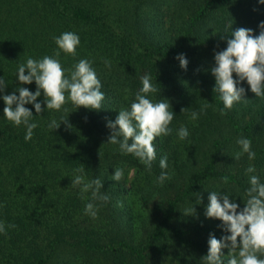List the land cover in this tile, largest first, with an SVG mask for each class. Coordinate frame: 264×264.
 <instances>
[{
	"label": "trees",
	"instance_id": "trees-1",
	"mask_svg": "<svg viewBox=\"0 0 264 264\" xmlns=\"http://www.w3.org/2000/svg\"><path fill=\"white\" fill-rule=\"evenodd\" d=\"M262 21L259 0H0V77L6 82L0 97L19 95L18 87L34 93V81H18V66L54 56V37L66 31L76 33L80 44L75 56L61 52L62 67L89 60L105 94L100 110L68 101L57 111L46 109L41 92L42 113L25 105L38 125L29 141L23 125L3 116L0 98V223L6 226L0 264H203L209 234H229L220 220L204 215L209 192L228 194L242 209L249 176L264 183V98L244 81L247 100L221 115L224 104L210 71L232 32L243 27L259 35ZM145 75L160 89L149 98L168 100L175 114L172 132L154 141L150 172L138 158L121 154L118 144L107 143V123L130 109ZM203 105L206 111L191 120ZM52 119L61 123L58 129L48 127ZM181 125L190 133L185 140L177 135ZM242 137L252 141L255 160L247 154L234 159ZM164 156L166 170L159 166ZM249 164L255 173L246 174ZM80 167L86 180L101 179V192L110 197L94 202L95 218L85 214L91 193L82 199L71 183ZM115 168L124 170L118 182L112 180ZM161 171L171 177L163 186L154 183ZM191 207L195 215H185Z\"/></svg>",
	"mask_w": 264,
	"mask_h": 264
},
{
	"label": "clouds",
	"instance_id": "clouds-1",
	"mask_svg": "<svg viewBox=\"0 0 264 264\" xmlns=\"http://www.w3.org/2000/svg\"><path fill=\"white\" fill-rule=\"evenodd\" d=\"M259 3L264 4V0H259ZM259 28V35H254L252 29L243 27L236 29L231 33L232 38L227 39V47L214 54L215 66L210 71L215 78L213 91L219 93V98L224 104V108L220 110L221 115L226 114L225 109L231 110L235 103L247 100L246 89L240 86L244 81L255 97L264 98V21L260 22ZM54 40L58 47L54 56L46 55L39 60L28 58L25 63L18 66L17 78L20 84H31L34 81L37 86L36 91L33 93L25 87H18L16 91L19 95L13 92L0 97L5 104L3 116L15 126L23 125L26 128L25 141L32 139L33 130L38 127L32 122L34 116L32 111L25 105L33 104L36 114L42 113L45 109L40 102H37L41 92L45 97L47 110L59 111L68 101L77 108L100 110L105 99V94L101 91V81L92 67V62L80 59L72 69L65 70L59 60L61 52L76 55V49L80 44L79 36L74 32L66 31L54 37ZM176 58L180 66L186 69L188 61L185 56L180 54ZM105 63L110 66V62ZM141 82L142 88L136 93L130 109H121L115 121L107 123V127L111 129L107 143L118 144L121 154H131L138 158L150 172L157 156L154 141L157 137L167 136L172 132L169 125L175 114L168 100L153 101L149 98L148 94L160 92L149 75L141 77ZM5 87V80L0 77V93ZM207 107L208 105H203L200 112L192 111L190 119L197 120ZM186 109H182V112ZM62 122L67 124V120ZM60 124L52 119L48 127L55 130ZM177 135L180 140H185L190 133L186 126L181 125ZM237 144L241 151L235 153L236 161L244 154H247L249 161L255 160L256 153L252 150L250 139L242 137L237 140ZM159 166L162 170L168 168L167 156L160 159ZM74 171L81 174L76 175L71 183L73 187L79 186L82 199H88L86 194L91 193L92 202L86 204L85 214L95 218L98 209L94 202L99 200L106 203L110 197L101 192L103 187L101 179L86 180L83 175L84 167L76 168ZM245 172L255 173L256 168L253 164H249ZM123 177V168H115L112 180L118 182ZM170 178L167 171H161L154 183L163 186L164 181ZM222 179L224 183L228 182L227 176ZM249 184L250 187L246 190L247 199L242 209L235 200L229 199L228 194L209 192V203L204 215L209 219L220 220L223 231L229 234L220 239L214 234H209L208 252L201 258L203 264H225L222 251L225 248L229 250L226 264H264V258H261L264 256V183L260 182L257 175H250ZM200 202L201 200L198 199L197 203ZM184 214L195 215V208L186 209ZM7 227L15 228L16 225ZM0 234H6V226L3 223H0Z\"/></svg>",
	"mask_w": 264,
	"mask_h": 264
},
{
	"label": "rangeland",
	"instance_id": "rangeland-1",
	"mask_svg": "<svg viewBox=\"0 0 264 264\" xmlns=\"http://www.w3.org/2000/svg\"><path fill=\"white\" fill-rule=\"evenodd\" d=\"M131 175H132V172L129 173L128 175V178L127 179H130L131 178ZM229 250H227V253H228Z\"/></svg>",
	"mask_w": 264,
	"mask_h": 264
}]
</instances>
